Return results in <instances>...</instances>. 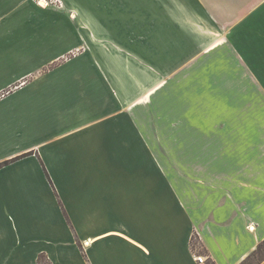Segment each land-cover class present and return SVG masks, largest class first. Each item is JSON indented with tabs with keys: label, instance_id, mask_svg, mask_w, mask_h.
<instances>
[{
	"label": "crops",
	"instance_id": "0c3cea01",
	"mask_svg": "<svg viewBox=\"0 0 264 264\" xmlns=\"http://www.w3.org/2000/svg\"><path fill=\"white\" fill-rule=\"evenodd\" d=\"M230 1L214 47L243 77L206 110L183 90L189 106L161 122L175 137L154 135L151 103L139 118L123 42L93 39L85 60L48 66L61 54L47 62L40 35L0 31V264H240L259 246L264 0Z\"/></svg>",
	"mask_w": 264,
	"mask_h": 264
},
{
	"label": "rangeland",
	"instance_id": "374dc122",
	"mask_svg": "<svg viewBox=\"0 0 264 264\" xmlns=\"http://www.w3.org/2000/svg\"><path fill=\"white\" fill-rule=\"evenodd\" d=\"M46 4L42 5L41 2ZM230 0H11L1 15L0 31L40 35L46 46L45 60L61 54L55 64L82 54L87 43L115 38L125 46L129 67L140 82L139 118L145 119L147 104L159 123L155 136H177V129L161 128L164 120L178 121L179 107L189 106L183 90L196 88L209 109L214 97L227 93L228 80L237 69L229 67V53L220 54L215 40L224 38L222 21L234 18ZM231 23H229V27ZM219 36L216 37V35ZM219 37V38H218ZM220 49L219 51H217ZM219 54L223 62L220 63ZM122 58V57H121ZM122 64V63H121ZM235 70V71H233ZM237 75L243 77V73ZM151 74V79H149ZM149 84L147 90L144 87ZM153 84V85H152ZM153 87H150V86ZM155 85V86H154ZM150 93V94H149ZM190 95V94H189ZM167 101L168 104H164ZM200 103V101H199ZM167 105V106H166ZM171 105V106H170ZM192 137V131H181ZM180 136H184L181 134ZM44 258V257H42ZM41 258V260H42ZM264 250L248 264H263Z\"/></svg>",
	"mask_w": 264,
	"mask_h": 264
},
{
	"label": "trees",
	"instance_id": "16d2710c",
	"mask_svg": "<svg viewBox=\"0 0 264 264\" xmlns=\"http://www.w3.org/2000/svg\"><path fill=\"white\" fill-rule=\"evenodd\" d=\"M264 250V240L259 244V246L252 251V253L240 264H248L252 259L256 258ZM212 264V263H211ZM264 264V263H263Z\"/></svg>",
	"mask_w": 264,
	"mask_h": 264
},
{
	"label": "built area",
	"instance_id": "2783aa9c",
	"mask_svg": "<svg viewBox=\"0 0 264 264\" xmlns=\"http://www.w3.org/2000/svg\"><path fill=\"white\" fill-rule=\"evenodd\" d=\"M196 261H197V264H209L208 257L206 255L197 254Z\"/></svg>",
	"mask_w": 264,
	"mask_h": 264
}]
</instances>
